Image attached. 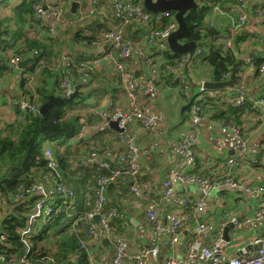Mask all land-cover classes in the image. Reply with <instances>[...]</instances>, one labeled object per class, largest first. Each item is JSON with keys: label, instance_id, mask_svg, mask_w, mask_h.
<instances>
[{"label": "trees", "instance_id": "obj_1", "mask_svg": "<svg viewBox=\"0 0 264 264\" xmlns=\"http://www.w3.org/2000/svg\"><path fill=\"white\" fill-rule=\"evenodd\" d=\"M132 1L142 4L139 0ZM10 3L11 0H0V79L13 72L10 66L12 57L15 55H23L24 58L33 56L29 64L31 66L20 71L29 73L28 76L35 78L33 84H30L28 80H23L25 96L38 109L50 102L52 97L60 98L62 101L45 114L21 112L18 108L16 109L15 122L2 125L0 121V258L5 259V262L0 260V264H6L12 256L18 258L26 256V262L29 264H91L89 256L91 253L88 246L84 245L90 226L85 217L94 210L97 177H104L108 175V172L95 166H86L84 161L91 151L99 150V143L103 139L112 136L111 139L115 140L116 132L100 130L89 140L78 142L77 146H79L76 148L69 145L70 140L80 136L83 128L98 123L101 119L94 115L82 117L78 111L84 107H96V104H94L95 106L85 105V99L90 97L92 91L84 93L83 87L78 84L79 95L70 99L65 97L60 89L62 79L66 76L72 75L78 78L77 81L81 79L77 69L88 60L84 61L83 58H80V61L83 62L78 61L75 65L69 64L64 67L63 72L58 70L55 63L59 58H63L62 54L65 53L62 49L63 44L69 42L70 46L67 45V47L70 51L74 52L75 49H79V51L87 52L90 46L98 43V34L108 30L104 25L95 27L91 23V28L87 27L86 31L90 28L92 34L86 35V31L82 32L78 26V28L67 27L62 31V35L60 34L59 38L54 40L50 38L49 34L47 35L48 26L45 25V22L39 23L35 19V7L40 4V0H21L17 4ZM237 4L238 0H199V6L189 12L185 18L188 31L180 40L182 43L195 42L198 49L202 50L203 54H198L193 60L195 64L199 62L198 71L195 73L201 72L200 74L203 75L208 73L205 77L209 78V81L216 83L227 81L236 66L240 62H246L244 59L247 58L253 59L254 66L258 71L264 63V57H259L254 51L258 47L264 49V39L254 34H248L245 29L233 33L223 23L215 22L214 25L207 23V19L213 15L215 8L225 12ZM31 29L38 30L35 36L30 34L29 30ZM64 34H67L64 37L65 41L62 39ZM136 34L133 32V28H128L125 37L135 39ZM223 36L232 37L234 41V49L227 54H223L217 45L218 39ZM160 54L164 56V63L159 69V76L164 81V87L165 85L169 87L181 86L183 89L182 94L187 102L181 109L183 121L191 118L195 105H198L201 114L209 115L224 124H234L236 127L242 128L243 131L245 113L257 112L262 115L261 111H254L253 106L249 103L236 104L234 102L239 91L248 93L241 89L240 76L236 77V86L229 100H223L222 93L218 94V91H211L215 93L214 97L209 95L210 91H204L201 100L195 101L194 99L191 102V88L199 90V86H196V82H194L196 79L199 81V78L192 77L189 70L186 75L182 73V78L170 71V68L178 65L182 56L171 53L168 45H166L165 51H160ZM82 56H84L83 53ZM141 57L150 60L149 55ZM104 78L109 85L121 93L117 97L111 95L109 108L113 115L117 112L114 100H125L126 104L127 97L123 87L121 88L122 83L119 76L116 75V78L110 80ZM95 79L94 76L93 80ZM143 97L145 99L139 98V105L146 106L149 99ZM101 98L103 95L102 97L98 96L97 100H101ZM256 98L261 99L264 96L258 97L257 95ZM91 142H93V147L90 145ZM47 144H50L51 147H45ZM136 144L138 146V143ZM46 148L53 151L58 163L57 169L48 168V162L44 155ZM84 148H89V151L82 156L81 149ZM99 151L101 155L105 154L101 150ZM141 152L144 153L143 155L149 154L145 151ZM110 158V156L104 157L114 164V160L112 161ZM79 174V178H83L81 181L74 179V176ZM45 178H49L50 183H46ZM148 178V175L141 174L137 180L139 186L144 179ZM85 180H92V182L94 180L95 189H85ZM127 180L132 182V179L126 176L121 177L114 184L125 183ZM40 186H46L47 191L57 200L54 213L51 215L50 221L38 222L32 233L22 239L18 230L28 226L30 214L41 199L38 194ZM51 186H61L67 193H57L50 189ZM126 186L129 188L130 194L133 195L129 183H126ZM80 188L81 191H89L92 206L86 208L88 204L86 195L84 197L79 193L78 198L77 191ZM69 193H72V196H69ZM158 194L154 193L155 196ZM161 198L160 195L157 200ZM106 205V212L112 210H107ZM76 213L82 217L81 224L77 223L75 227H72L74 220L70 218ZM81 227L84 230L79 232L78 229Z\"/></svg>", "mask_w": 264, "mask_h": 264}, {"label": "crops", "instance_id": "obj_2", "mask_svg": "<svg viewBox=\"0 0 264 264\" xmlns=\"http://www.w3.org/2000/svg\"><path fill=\"white\" fill-rule=\"evenodd\" d=\"M57 1L65 3V7L70 11V18H76L81 14L85 15L90 9V3L93 2V0ZM97 1L99 3L97 13L78 25L82 32L86 31V28L90 27L91 23H93L95 27L104 25L107 30L113 28L116 23L113 17V9L108 1ZM251 1L253 3L259 2L264 5V0ZM74 2L78 3L75 14L72 13ZM219 15L218 13H213L209 18L210 22L208 21L207 23H226L227 21H223L222 19L224 15ZM248 16V30L250 34L264 39V16L258 17L255 15L252 4L248 10ZM47 21L49 20L47 19ZM232 27L233 25H228V29ZM90 28L86 31V35L92 34V29ZM37 29H31L29 32L31 35L35 36L38 32ZM93 31L96 33L95 30ZM102 33L98 34L97 37L99 38ZM66 35L64 34L62 39H64ZM136 37H138V35ZM67 45L70 46L69 42L62 45V49L67 51L65 56L67 62L62 64V62L59 61L60 58L56 61V67H58V70H62V72L64 71V67L69 64L75 65L76 62L80 61V58H83L84 61L96 60L97 54L100 51L98 46L94 44L88 48L87 52L83 51L84 56H82L81 52L76 49L75 52L70 51ZM158 50L160 49L158 48ZM162 50L165 51V48ZM254 51H256L259 57H264V49L262 47L255 48ZM148 55L151 61L150 66L145 64V61L147 62L146 58L141 57V59L139 57L134 59L130 68L135 70V72L139 71L140 77L142 76L147 81H151L153 85H156L158 92L156 99L147 100V105L144 106V108L147 114L155 118L157 116H162L164 117V121L160 124L157 122L155 125L156 130L159 135H161V140L160 146L157 149L158 151L153 153H149L146 150L150 149L151 145L155 142L154 136L144 134L139 129V126L134 123L129 127L140 147L139 149L149 153L141 157L143 175H148L149 178L147 180L144 179L140 187L147 194H151V200H157L162 193L163 180L171 176L173 177L178 172L196 174L208 181L226 178L229 175L237 186L231 188L229 185H225L219 193L217 191L204 193L195 186L176 183L172 195L166 199L159 210L161 222L164 227L169 226L174 221L187 219V216L192 213L193 209L191 207H183L181 204H178L177 201L181 200L183 197H190L194 202L199 200H204L206 202V209L202 215V219L209 227V230L205 234H199L196 232V228L187 226L183 229L179 242L175 245H171V239L167 235L162 234L160 236H154L153 228L145 218V213L148 211V205L151 201L139 200L131 195L129 188L126 186V183H129V186L131 185L132 182L130 180H127L125 183L111 184L106 192V206L107 210H118V216L112 222V225L115 237L125 244L131 256V260H129L127 264H138L134 260V257L138 256L144 249L158 250L157 257H150L148 264H166L169 259L177 261L178 264H192L189 260L188 243L196 241L199 245H208V239L213 237L217 230L223 228L224 224L226 226L227 223H231L234 226V228L230 229L229 233L232 240L230 243H226L217 259L220 261H229L234 257L244 258L254 254L256 252V245H264V219H256L258 207L264 201V193L260 194L255 192L259 187H264V115H260L257 112H250L245 113L243 117L242 127L244 128L245 137L250 142L252 153L254 157L257 158V163L242 162L238 163L235 169H230L228 161L235 156L233 150L235 142L233 132L229 128H226L224 123L214 120L209 115H204L206 119L201 125L199 132L194 129L190 117L188 120L183 121L181 109L187 102L182 94L181 87H169L168 85L164 87V81L161 80L159 76V69L162 63H164V56L154 49L149 51ZM244 60H246V62H243L239 73L241 77V89H244L246 92L256 97L257 95L258 97L264 96V73L261 72L260 69L259 71L256 70L255 66H251L247 62V59ZM93 62L94 61H88L86 63ZM100 66L101 67H93V75L96 77L95 80H93L94 76H92V80L86 83L85 79L81 78L77 81L78 78H76L74 83L76 87L78 84H81L84 93L92 91L90 97L85 99V105L95 106L94 104H96L97 108L101 109L106 117H110L112 110H110L108 105L109 102H111V95H116L117 97L121 95V93L118 89H114L109 85L105 80L104 77L108 70L105 63H101ZM242 69L243 71H241ZM190 70L191 65L189 67V71ZM28 74L29 73L13 71L5 78L0 79V121L2 125L15 122L16 109L13 105L15 102L23 100L26 97L23 80L26 79L25 77H27ZM206 75H208V73L204 75L199 74V81H197V79L195 82L204 83L209 81V78L205 77ZM112 78H108V80ZM122 87L123 86H121V88ZM100 91L101 93H99ZM198 92V89L194 90L191 88V99L192 97L201 98V96H198ZM219 93H222L223 100H229L232 96V89L218 91V94ZM102 95L103 98L97 100L98 96L102 97ZM211 95L214 94L212 93ZM140 98L144 99V97ZM114 101L117 111L126 109L125 100L116 99ZM112 131L116 132L114 130ZM117 134V132L114 134L116 135L115 140L111 139V136L103 139L98 146V149L105 153L104 155L106 157L110 156L112 160H114L123 149V146L119 143ZM191 135H197L199 137L196 157L193 162L188 161L178 148V142L183 137ZM78 142L81 143L83 140H73L69 142V145L76 148L79 146H77ZM92 144L93 142L90 143L93 147ZM47 146L50 147V144H47ZM88 151L89 148L81 149L82 156L86 155ZM79 164L81 165V162H79ZM79 176L80 174L74 176V179L78 181L83 180V178L80 179ZM94 186V180L93 182L92 180H85V189H95ZM248 191H251V193ZM79 193L83 194L84 197L85 195L88 197L86 208L92 206L89 191H81L80 188V190L77 191L78 198ZM154 193L159 194L155 196ZM81 218L82 217L77 213L70 218L74 220L73 227H75L77 223L81 224ZM83 230V227L78 229L79 232ZM106 240L107 239L99 243L88 244L89 252L91 253V255H89L91 257V264H113V245L109 239L108 241Z\"/></svg>", "mask_w": 264, "mask_h": 264}, {"label": "built area", "instance_id": "obj_3", "mask_svg": "<svg viewBox=\"0 0 264 264\" xmlns=\"http://www.w3.org/2000/svg\"><path fill=\"white\" fill-rule=\"evenodd\" d=\"M113 9V17L115 19V25L107 32H103L98 38L96 45L100 49L97 54L96 60L93 63H85L77 69V73L80 78L86 80V83L92 80L93 67H101V63H105L108 70H112L114 75L118 74L123 86V90L127 97L126 109L117 111L110 117H106L104 112L96 107H85L80 110V115L86 117L87 115H94L101 119L96 123L95 127L83 128L80 133V138L84 139L90 133L91 130H112L109 127L110 121H119V127L124 129L123 133H118L119 143L123 146V151L114 159V164L110 160L104 159L105 155H101L100 151L93 150L90 152L84 164L89 167H97L102 171H107L108 175L104 177H97L96 180V201L94 210L87 214L85 219L90 223L87 231V241L84 243L88 246L90 243L101 242L104 239H109L113 244L114 258L113 264H127L131 260V256L126 249V246L118 238L114 236L111 222L117 218L118 210L112 209L108 212L105 211V205L107 203V188L117 182L121 177H130L132 183L130 185L131 193L136 199L143 201H151L148 205V211L145 213L147 222L153 228L154 236H160L162 234L167 235L171 239V245H175L179 242L182 231L187 226L196 228V232L199 234H205L208 232L209 227L203 221L202 215L206 209V202L199 200L194 202L190 197H183L177 201L183 207H191L192 213L187 216L185 220L174 221L167 227L161 222L159 210L165 203L166 199L172 195L174 185H190L197 187L204 193L211 191L221 192L225 185H229L231 188H235L237 185L233 179L228 175L226 178L218 179L215 181H208L202 177L185 172H178L173 177H169L162 182V198L160 200H151V194H147L142 191L138 184V177L143 174V165L141 157L144 153L141 152L137 146L135 137L132 135L130 125L132 123L139 126V129L144 134H151L154 136L155 142L148 149L149 153L158 151L160 146L161 135L156 130V123L159 124L164 121V117L157 116L156 118L147 114L144 106L139 105V98L145 96L147 99H156L158 94L156 85H153L151 81H147L144 77H136V72L131 67V63L135 58L148 55L149 51L155 50L163 51L167 45L168 38L178 29V23L175 19V15L171 12H163L153 14L144 9L140 3H135L132 0H107ZM199 2V0H196ZM252 4L253 11L258 17L264 16V5L262 3H253L251 0H238V4L229 8L228 11H220L218 8L214 9V13L224 15L227 22L223 23L224 26L233 25L231 30L233 33H237L239 30H246L248 34L249 16L248 10ZM99 9V3L97 0H93L90 3L89 11L84 15L81 14L76 18L69 17V9L65 7L64 2L57 0H40V4L35 7V19L36 21L45 22V16L50 18V22L46 20L50 38L56 40L62 31L67 27H77L80 23L85 22L87 19L94 16ZM217 11V12H215ZM231 13V15H230ZM220 16V15H219ZM229 18H227V17ZM211 25H214L212 23ZM128 28H133V32L137 33L138 37L130 39L125 37V32ZM143 44V45H142ZM217 45L220 47L223 54H227L234 49V41L232 37L223 36L218 39ZM158 48L160 50H158ZM196 54L202 55L201 49H197ZM25 60L23 55H15L10 60V66L13 71L19 70V65ZM187 56H183L178 65L174 68H170V71L175 73L176 76L182 78V73L185 70ZM247 62L254 66L253 59L247 58ZM146 64V63H145ZM147 66L151 65V61L147 60ZM260 71L264 73V63L260 68ZM113 76V75H112ZM27 80L30 84L35 82V78L28 76ZM60 89L65 97L70 98L76 93V85L70 77L66 76L62 79ZM204 89L200 87L202 93ZM232 92L234 90L232 89ZM209 95L211 97L214 95ZM145 99V98H144ZM236 104L249 103L253 106L254 111H261L264 115V98L258 99L248 93L238 92L235 96ZM15 109H20L21 112L34 111V104L29 101H17L13 105ZM110 107V103L108 105ZM34 113H40V110L36 108ZM205 116L201 114L198 105H195L192 109V115L190 121L194 125V129L199 132L201 125L205 121ZM226 128H229L234 135L233 150L235 156L229 159L228 166L230 169H235L238 163L242 162H254L257 163V158L254 157L250 142L245 137V132L242 128L236 127L234 124H224ZM93 131V132H94ZM92 132V133H93ZM178 148L184 154V157L193 162L196 157V149L199 144V137L197 135H191L183 137L179 142ZM45 158L48 162V168L57 169V160L54 157V153L51 149L46 148L44 151ZM113 161V160H112ZM46 183H50L49 178H45ZM39 195L41 199L37 202L35 209L30 214L28 226L19 229L18 232L22 239L27 238L33 231L35 224L42 221H50L51 215L54 213L56 199L51 196L47 187L40 186ZM52 190L57 193H67L61 186H51ZM251 193V191H248ZM256 193H264V187H259ZM253 193V192H252ZM72 196V193H69ZM99 217V223L94 222L95 217ZM256 219H264V201L259 205L256 212ZM225 225V224H224ZM224 227V226H223ZM223 239V228L217 230L213 237L208 239V245H199L196 241L189 242L187 247L189 251V260L192 264H264V245L261 246L254 254L247 257H234L229 261H220L217 259L221 253L218 249V244ZM5 238L3 237V241ZM195 240V239H193ZM264 242V241H263ZM88 248V247H87ZM157 249H144L141 253L134 257V260L138 264H148L150 257H157ZM26 256L18 258L12 256L10 260H7L6 264H29L26 262ZM2 262L5 259L0 258ZM166 264H178L177 261L169 259Z\"/></svg>", "mask_w": 264, "mask_h": 264}, {"label": "water", "instance_id": "obj_4", "mask_svg": "<svg viewBox=\"0 0 264 264\" xmlns=\"http://www.w3.org/2000/svg\"><path fill=\"white\" fill-rule=\"evenodd\" d=\"M144 9L153 13H163V12H173L175 14V19L178 23V29L168 38L167 45L169 50L173 54L188 56V62L185 66V73L188 74L189 66L193 63L194 58L196 57V51L198 49V45L195 42H187L182 43L181 38L187 33L188 25L186 23V16L189 12L196 9L199 6V2L196 0H139ZM78 7V3L74 2L72 6V13H76ZM32 61L31 58L25 59L20 65L19 69L25 70L27 69L28 65ZM243 62V61H242ZM243 63H239L238 66L232 72L229 80L221 83H216L213 81H207L204 83H198L199 86H202L205 92L211 91H222L223 89H233L236 83V77L240 74V68L242 67ZM136 77L139 78V71H136ZM203 91V92H204ZM79 94V90L76 89V93L73 94L70 99H74ZM195 99L192 97L191 102ZM62 100L60 98L52 97L50 102L45 104L40 109V114H45L50 109L54 108L56 104L60 103ZM109 127L118 132L123 133L124 129L119 127V121H110ZM100 218L97 216L94 218L95 223H99ZM234 228L233 224L227 223V225L223 227V239L218 244V249L221 252L223 247L226 243H230L232 238L230 236V229ZM108 241V239L106 240ZM261 248V245L258 244L255 246V251Z\"/></svg>", "mask_w": 264, "mask_h": 264}, {"label": "rangeland", "instance_id": "obj_5", "mask_svg": "<svg viewBox=\"0 0 264 264\" xmlns=\"http://www.w3.org/2000/svg\"><path fill=\"white\" fill-rule=\"evenodd\" d=\"M21 0H11V3L13 4V3H19ZM10 3V4H11ZM45 19H48L49 20V22H50V18L48 17V16H45V18H44V21L46 22V20ZM222 19H223V21H227L224 17H222ZM209 21V18L207 19V22ZM210 22V21H209ZM211 23H209V25H210ZM219 24V23H218ZM47 28H49V27H47ZM31 34V33H30ZM49 34V32H48V30H47V35ZM59 38V37H58ZM57 38V39H58ZM56 39V40H57ZM143 45V44H142ZM77 51H79V49L77 50ZM85 51V50H84ZM64 52L65 53H63L62 55H63V58H61V59H59V61L60 62H62V64L63 63H66L67 62V59H66V54H67V51H65L64 50ZM74 52H75V50H74ZM79 52H81V54L83 53L82 51H79ZM197 57V56H196ZM88 61H93V59L92 60H88ZM88 61H86V62H88ZM85 62V63H86ZM145 63L147 64V62L145 61ZM199 65V62H198V64H195V63H191V70H190V73L192 74V77L194 76L195 78L196 77H199V74L201 73V72H199V74L198 73H195L196 71H198V66ZM55 66H57V62L55 63ZM241 71H243V69L241 70ZM112 75H113V77L114 78H116V75L118 76V74H116V75H114L113 73H112V70H107L106 71V75H105V77L108 79V78H112ZM70 77V79L72 80V81H74L75 79H76V77H73L72 75H70L69 76ZM197 80V79H196ZM182 84V83H181ZM181 87V86H180ZM181 90H182V93H183V89L181 88ZM243 90V89H242ZM79 95V94H78ZM83 106H84V104H83ZM34 111L36 110V106H34ZM85 108V107H84ZM83 109V108H82ZM82 109H80V110H82ZM80 110H78V111H80ZM34 111H32V112H30V113H34ZM95 125H96V123L95 124H92V125H90L89 126V128H92V127H95ZM94 130H91L90 131V133L86 136V138H84V139H82V138H80V136H78V138H76V139H72V140H70L69 142H71V141H73V140H76V141H79V140H89L95 133H96V131H94ZM93 132V133H92ZM98 132V131H97ZM45 147H48L47 145L45 146ZM51 147V146H50ZM92 152V151H91ZM73 227V226H72ZM113 233H114V229H113ZM21 236V235H20ZM114 236H115V233H114ZM22 238V237H21ZM117 238V237H116ZM113 245V244H112Z\"/></svg>", "mask_w": 264, "mask_h": 264}, {"label": "clouds", "instance_id": "obj_6", "mask_svg": "<svg viewBox=\"0 0 264 264\" xmlns=\"http://www.w3.org/2000/svg\"><path fill=\"white\" fill-rule=\"evenodd\" d=\"M172 13V12H171ZM175 15V14H174ZM215 23V22H214ZM211 25V24H210ZM182 57H183V55H181ZM196 56H197V54H196ZM28 58H31V59H33V56H31V57H28ZM25 59H27V58H25ZM25 61V60H24ZM246 61V60H245ZM31 65H28V67L27 68H29ZM13 70V69H12ZM17 71H21V69H19V70H17ZM17 71H15V72H17ZM8 76V75H7ZM28 77V76H27ZM27 77H25L26 79L25 80H27ZM229 80V79H228ZM195 82V81H194ZM196 86H199L198 85V83H196ZM200 87L201 86H199V92H198V96H201V98H202V94L204 93V92H200ZM76 89H77V87H76ZM198 89V88H197ZM234 89V88H233ZM210 93H213V92H210ZM209 93V94H210ZM201 98L199 97V98H195V101H199V100H201ZM19 101H22V100H19ZM23 101H29L28 100V98L27 97H25V99H23ZM40 110V109H39Z\"/></svg>", "mask_w": 264, "mask_h": 264}, {"label": "flooded vegetation", "instance_id": "obj_7", "mask_svg": "<svg viewBox=\"0 0 264 264\" xmlns=\"http://www.w3.org/2000/svg\"><path fill=\"white\" fill-rule=\"evenodd\" d=\"M186 56H187V55H186ZM187 57H188V56H187ZM187 62H188V61H187ZM187 62H186V64H187ZM189 67H190V66H189ZM183 74L186 75L185 70L183 71Z\"/></svg>", "mask_w": 264, "mask_h": 264}]
</instances>
